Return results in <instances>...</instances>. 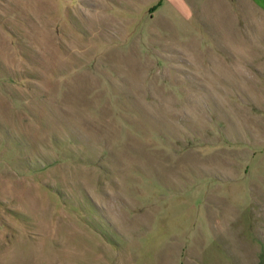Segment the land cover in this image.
Wrapping results in <instances>:
<instances>
[{
	"label": "rangeland",
	"instance_id": "374dc122",
	"mask_svg": "<svg viewBox=\"0 0 264 264\" xmlns=\"http://www.w3.org/2000/svg\"><path fill=\"white\" fill-rule=\"evenodd\" d=\"M0 264H264V7L0 0Z\"/></svg>",
	"mask_w": 264,
	"mask_h": 264
},
{
	"label": "crops",
	"instance_id": "0c3cea01",
	"mask_svg": "<svg viewBox=\"0 0 264 264\" xmlns=\"http://www.w3.org/2000/svg\"><path fill=\"white\" fill-rule=\"evenodd\" d=\"M250 1L257 4L260 7H264V0H250Z\"/></svg>",
	"mask_w": 264,
	"mask_h": 264
}]
</instances>
